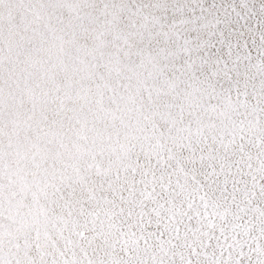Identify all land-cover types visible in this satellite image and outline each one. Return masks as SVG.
<instances>
[{"label": "clouds", "instance_id": "obj_1", "mask_svg": "<svg viewBox=\"0 0 264 264\" xmlns=\"http://www.w3.org/2000/svg\"><path fill=\"white\" fill-rule=\"evenodd\" d=\"M0 264H264V0H0Z\"/></svg>", "mask_w": 264, "mask_h": 264}]
</instances>
